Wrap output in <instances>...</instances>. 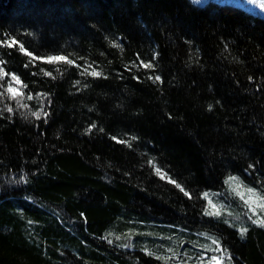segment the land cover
<instances>
[{
    "label": "trees",
    "instance_id": "obj_1",
    "mask_svg": "<svg viewBox=\"0 0 264 264\" xmlns=\"http://www.w3.org/2000/svg\"><path fill=\"white\" fill-rule=\"evenodd\" d=\"M0 68V264H264V210L225 183L264 196V17L0 0Z\"/></svg>",
    "mask_w": 264,
    "mask_h": 264
},
{
    "label": "snow or ice",
    "instance_id": "obj_2",
    "mask_svg": "<svg viewBox=\"0 0 264 264\" xmlns=\"http://www.w3.org/2000/svg\"><path fill=\"white\" fill-rule=\"evenodd\" d=\"M262 7H264V5H262ZM12 43H15V41H13ZM20 50L24 51V45H20ZM28 54L31 55V53H28ZM65 59H66V57H64V56H51L48 58L47 62L52 63L53 61H60V60H65ZM68 63H72V61H68ZM143 66L145 68H151L152 67L151 64H144ZM6 74L7 73L4 72V69L0 68V79H2L3 76ZM45 75L51 76L52 73L46 72ZM92 75L99 76L100 73L93 72ZM156 79L159 80L160 77L157 76ZM12 80L16 81L17 83H20V77L19 76L13 75ZM26 86L27 85H25V87ZM7 91L12 94V99H15L17 94L22 95V93H18L17 90L12 87L11 83L9 84ZM2 95H3V93H0V96H2ZM28 99H32V97L29 96ZM21 106L27 107V105H21ZM6 111L12 112L13 109L11 108V106H7ZM42 113H43V115L47 116V113L43 112V109H41V112H32L31 115L35 116L37 119H39ZM156 174L159 175L161 177V179H164L166 176V174L163 173L160 168H156ZM168 179H169L170 183L176 184V182L174 180H172L170 177H168ZM225 183L228 184L229 189L235 195H237L242 201H244L246 206H249L250 211L253 213V215L256 214V207L252 206L255 201L259 202L257 204V207H259L261 210H264V196H261L259 193H257L254 188L249 187V188H246L245 190H240L243 188V184L239 180V178L235 177V176H229L228 179L225 181ZM176 187L179 188L180 191L183 192L185 196H188L189 199L192 198L191 194L189 192L185 191V189L180 184H176ZM245 191L248 194L247 198L245 196ZM203 196L206 200H208V204H209V207L207 209H205V215H207V216H219L220 212L217 208V205L212 203L210 196H209V193L205 192V193H203ZM253 223H255L261 227H264V218H257L255 220H253ZM246 232H247V229H241V231H240L241 237H243ZM213 243L217 244V241L213 240ZM215 259H216V257H213V260H215Z\"/></svg>",
    "mask_w": 264,
    "mask_h": 264
},
{
    "label": "rangeland",
    "instance_id": "obj_3",
    "mask_svg": "<svg viewBox=\"0 0 264 264\" xmlns=\"http://www.w3.org/2000/svg\"><path fill=\"white\" fill-rule=\"evenodd\" d=\"M198 4H205L207 2H218L220 4H236L238 6L244 7L248 11L264 17V0H192ZM221 259L218 257L212 262V264H221Z\"/></svg>",
    "mask_w": 264,
    "mask_h": 264
}]
</instances>
